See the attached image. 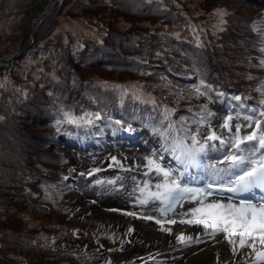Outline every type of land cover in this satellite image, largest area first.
Listing matches in <instances>:
<instances>
[{
    "label": "trees",
    "instance_id": "obj_1",
    "mask_svg": "<svg viewBox=\"0 0 264 264\" xmlns=\"http://www.w3.org/2000/svg\"><path fill=\"white\" fill-rule=\"evenodd\" d=\"M36 1L14 0L13 12L6 13L1 10L8 4L5 3V0H0V22L5 16H9L12 21L19 22L25 11ZM205 1L206 3L202 7ZM207 2H212V5ZM189 5L199 11L196 16L189 10ZM260 6L259 2L253 0H151L150 3L148 0L59 1V4L51 8L52 19L59 21L67 17L76 22L89 23L91 28L82 34L64 31L67 39L71 38L74 42V44H65L64 36L57 37L62 32H56V26L55 29L53 26L48 27L52 19L47 24L45 21L48 19V15L41 17L32 32L34 48L25 52L19 62H22L25 56L37 57L44 54L47 55L45 60L50 58L46 64L51 66V69L45 68L43 78L33 80L32 75L36 74L37 69L42 68L38 66L31 72H24L13 89L0 88V117H3L0 119V143L14 141L19 134L23 136L28 134L30 140L21 137L24 140L23 145L30 144L29 148L34 150L24 151L28 157H17L14 160L3 147L0 148V222L8 220L7 214H10L9 219H13V221L22 220L17 217V211L9 205L14 203L11 201L22 199L24 194H28L35 204L29 207L30 201L24 199L26 208L24 209L23 206L22 212L26 210L37 217L34 220H31L32 218L29 221L25 220L28 222L27 229L34 222H41V218L52 216L53 214L49 211L53 210V206L47 204L51 201L49 196L55 197V200L63 201L66 200L67 195L76 192L72 181L63 179L67 175L62 169L68 166V159L61 149L78 144L84 147L97 146L98 143L105 140L109 128L119 127L114 124L115 120H123L125 127L129 123L132 127L138 124L143 130L148 131L147 137L159 149L161 137L153 133L151 126L159 125L160 112L165 106L176 110L172 119L178 120L180 116L190 117L192 113L199 111L202 104H208L210 110L215 103L217 104L215 96L210 101L206 97H194L190 94L189 86L198 83L201 78L211 84L216 92L224 93L225 97L233 95L251 97L247 100V104L258 107V101L264 98L255 90L261 80H264V68L255 67L262 56L260 51L261 35L254 30V25L261 26V21H264V10ZM217 9H224L228 13L224 16L226 23L215 28L217 30L220 27L224 29L220 31L222 39L217 44L213 40L218 36L213 35L209 24L205 25L206 32L203 33V40L197 42L160 30V27H168L180 22H205L216 15ZM243 10L245 15L242 16L241 23H245V30L242 41L238 40L240 43L236 45L233 33L238 29L235 28L240 25L238 23L235 26L231 25L230 17L236 11ZM122 18H125L126 21ZM192 27L196 29L194 25ZM121 33L123 34V45L127 46L126 49L110 50L114 43L109 42V38L119 37ZM137 34H142L143 41L135 40ZM236 38L238 39V37ZM164 40L170 41L168 45L164 43ZM51 42H54V45ZM91 43L94 45L91 46ZM200 44L203 46L201 47ZM160 46L171 50V52L158 50L161 49ZM136 49L160 51L170 57L163 60L160 65L155 62L147 65L141 61L146 65V68H140L138 66L140 61L132 57L131 51ZM99 51L103 52L98 54ZM102 67H107L106 70H111L112 74L126 72L128 78L124 81H117L109 76L97 74L98 71L95 73L84 71L100 70L103 72ZM108 67H113V69ZM239 71L245 73L247 83L237 85L236 78ZM249 75L256 79L249 80ZM11 76L12 70L7 72L5 78ZM143 77H150V79ZM227 80H231V84ZM125 83L138 85L142 99L155 98L160 106L157 111H153L151 104H143L139 101H133L131 105L124 106L113 99L111 100L110 96L118 95V92L121 91L115 86H122ZM92 88H96L98 91L90 93ZM181 89L183 92L180 91ZM102 94L107 97L105 100H102ZM129 95L131 97V94ZM61 105L66 109H72L77 115L84 111L99 112L104 119L98 121L90 129L76 128L74 125L66 124L58 133L54 121L56 110ZM224 105L228 106L227 100ZM236 110L241 111V109L235 108L234 113L237 112ZM149 115L156 119L149 120ZM108 117H111V121ZM21 127L28 131H19L18 129ZM33 128L43 131L35 136L29 131ZM115 133L124 136L130 135V132L126 131ZM39 150H42V154L38 156L40 158L36 160L35 164L30 165L31 158ZM168 158L170 159V157ZM6 161L10 162V165H5ZM20 167L26 170L21 176L30 181L27 184L21 177L15 175ZM6 194H9L6 196L7 198L14 199L10 201L1 196ZM68 201L65 206L68 207L66 212L69 213H66V216L61 215L63 217L61 221L41 222L43 230L45 229V233L42 231V234L49 235L51 232L47 233V230L53 223L65 225V227L72 225L71 220L75 213H72L70 201ZM9 230L10 227L0 229V242H5L7 238L11 237V234L17 237L18 242L21 243L25 239H37L41 236L36 232H30L27 236L25 234L28 231L11 233ZM69 232L71 235L78 234L79 230L77 226H72L69 228ZM50 240L57 241L55 235H52ZM166 242L169 241L166 240ZM19 247L17 246V248ZM57 251L68 257V263L71 264H75L73 260H79L80 256H84L75 250L70 251V256L63 250ZM0 252L4 253L1 247ZM101 257L102 254L98 259L101 260ZM160 263L166 262H158V264ZM111 264L114 262L111 261Z\"/></svg>",
    "mask_w": 264,
    "mask_h": 264
},
{
    "label": "rangeland",
    "instance_id": "obj_2",
    "mask_svg": "<svg viewBox=\"0 0 264 264\" xmlns=\"http://www.w3.org/2000/svg\"><path fill=\"white\" fill-rule=\"evenodd\" d=\"M5 1L8 6L3 8L1 11L6 13L10 11L13 12V8L15 6V4H13L14 0ZM40 1L37 0L35 3L37 4V2L39 3ZM59 1L62 0L53 1L51 3V8L56 4H59ZM253 1L259 2L261 5L260 7L264 10V0ZM35 3H32L31 7L25 11V14L22 15V19L19 22L15 20L12 21L9 16L3 17L0 22V85H2L0 88L9 87L13 89L16 83H18L20 77L24 75V72H31L34 69H37L38 66H41L42 68L37 69L36 74L32 75L33 80L39 79L40 77L43 78L45 68L51 69V66L46 64L47 60L50 58L45 60L47 55L44 54H40L37 57L25 56L23 61L19 62L21 59L20 57L25 54V52L31 51L34 48L33 42H31L32 32L29 35L31 43H28V47H26L25 52L11 63L13 57L17 56L22 47V20L26 14L28 15L27 12L36 5ZM205 3L206 1L203 3L202 7H204ZM208 3L209 2H207V4ZM209 5H212V2L209 3ZM51 8L48 9L49 11L47 10L48 13L47 11L45 12V14L47 13L46 15H43H48V19L45 21L47 24L53 16V14H50ZM188 8L195 16L199 13V11H196L192 5H189ZM243 15H245L244 10L240 12L236 11L230 17L231 25L235 26L237 23L240 25L235 28L238 29L234 30L233 33L234 43L236 45H239V41H242L243 32L245 30V23H241ZM43 16L37 15L29 29L33 30L37 20L39 22ZM218 19L219 17L215 15L213 18H209L205 22H180L172 26L160 27V30L177 34L193 42H197L203 40V33L206 32L205 25L209 24V27L213 31V35L218 36L214 37L213 40L215 44H217V42L222 39L221 32L215 29L220 26ZM122 20L126 21L125 18H122ZM192 25H194L196 29H194ZM52 26L54 29L55 26L57 27V29H55L56 32H62L61 34L59 33L57 37L61 38L64 36L65 44H74V42L71 38L67 39V35L64 31H73L77 34H82V32L84 33L85 30L91 28L89 23L76 22L68 19L67 17L62 18L59 21H56L53 18L48 27ZM141 36L142 34L135 35V40L138 42L143 41ZM68 37L70 36L68 35ZM236 37H238V39ZM109 42L114 43L113 48H110V50L115 48L124 50L127 47L123 45L122 33L119 37H110ZM169 42V40H164L166 45H168ZM51 44L54 45V42H51ZM93 45L94 44L91 43V46ZM160 47L161 49L158 50L168 51L167 53L171 52V50H168L167 48H163L162 46ZM102 52L103 51H99L97 53L99 54ZM131 52L133 53L132 57H135L140 61V64L138 63L140 68H146V65L143 63L149 65L151 62H155L160 65L163 60H167L170 57V55H165L164 52L162 53L160 51L152 52L136 49ZM98 59L100 60L99 57ZM108 68L113 69V67ZM106 69L107 67L101 68L104 73L100 70L84 71H87V73H95L98 71L96 72L97 74L109 76L117 81H124L128 78L126 72L112 74L111 70ZM10 70H12V76L10 78H5L7 72ZM244 74L245 73L243 71L238 72V77L236 78L237 85L247 83ZM143 78L150 79V77ZM227 81L231 84V80ZM122 88L126 89L129 94L132 92H139L141 95L139 86L136 84L125 83L122 85ZM97 91L98 90L96 88H92L90 93H96ZM101 98L102 100H105L107 97H104L102 94ZM110 99L120 103L121 91L118 92V95L110 96ZM132 103L133 100L130 95L124 98V106L131 105ZM227 107L228 106L217 102V104L215 103V105L211 108V111L217 113L218 117H223L228 115L229 109ZM234 110L235 109L232 111L234 112ZM241 112L242 114H247L243 110H241ZM236 122L245 123L243 119ZM220 123L221 120L218 118L213 121V126L218 127ZM133 128L135 131L130 132L131 135H129L127 139L123 138V136L111 135V131H113V129L109 128L107 131V137L105 140L98 143L97 146L84 147L78 144L77 146H69L61 149L65 152L68 159V166L64 167L62 170L66 172L68 179L72 181L76 192L67 195L66 200L63 201L55 200V197H52L49 194L51 201L47 202V204L48 206H53V210L49 211V213H52L53 215L41 218V222L61 221V219H63L61 215L66 216V213H69L66 212L68 207L65 206L66 202L69 200L70 209H72V213H75L74 218L71 220V226L65 227V225L62 226L53 223L47 230V233L51 232L49 235L42 234L45 229L43 230V223L41 222H34L33 225L27 229L28 222L25 220L29 221L30 218H32L31 220L37 218L35 214L27 212L26 210L22 212L23 206L24 209L26 208V201L24 199H28L30 201L28 203L29 207H32L33 204H35L30 196L28 194H24L22 199L11 201L14 198H7L6 196H9V194L1 195L4 199L14 202L9 205V207L15 209L17 211V217L22 220L13 221V219H9L11 217L10 214H7L6 218L8 220L0 222V229L10 227L9 232L11 233L28 231V233L25 234L27 236L30 232H36L37 234H41V236L37 239H25L23 243H21L18 242L17 237L11 234V237L7 238L5 242H0V247L2 248V252H4H0V264H71L68 263L69 258L62 255V253L57 250H63L67 252L69 256L70 251L75 250L85 256H80L79 260H73L75 264H106V262L109 261L114 262V264H134L142 262L143 264L146 262V264H158L160 259L168 261L160 264H252L254 256L249 255L251 250L244 248L240 249L236 254H233L231 246L223 238L222 234L217 235L213 239L203 235L204 229L202 226L187 224L181 225L179 223L176 225H168L165 223L163 227H170L172 229L171 232H167L162 231L161 225H158L155 220L137 218L140 215H154L157 219L166 220L168 218H173L179 221L180 219H189L191 216L184 217L178 214L169 213L168 217H162L160 213L153 212L151 208L141 210L138 205H134L132 202L133 198L127 195L133 186L130 177L136 175L138 179H142V174L140 172H124L113 163L110 157L115 156L117 160H120L121 163L127 167L141 162L143 156L149 155L153 149H156L155 143L147 137V130H143L138 124ZM18 130L28 131L23 127ZM29 131L32 135L38 136L37 134L41 133L43 130L33 128ZM21 137L29 139L28 134H24V136L19 134L17 139L14 141L0 143V148L3 147L14 160L17 159V157H28L24 154V151H34L29 148L30 144H26V146L23 145L24 140ZM42 146L45 147V145ZM41 154L42 150H39L38 153L31 158L32 161L30 162V165H32V163L35 164L36 160L40 158L38 156ZM167 160L168 159L166 157V161ZM110 164L112 167H109ZM5 165H10V162L6 161ZM93 168H100L101 171L95 173L93 176L82 177L79 175L80 172L87 173ZM72 169H75V171H71ZM24 171H26L25 168L20 167L17 169V173H15V175L21 177L24 180V183L27 184L30 181L21 176V174L25 173ZM117 176H122L124 179L122 181H117L114 186H101L94 184L96 179L111 180ZM34 177H36L35 174ZM120 184L124 185L123 189L120 188ZM200 184L202 185L203 181H201ZM225 195L228 194L226 193ZM257 195L259 196V193ZM93 201H95V203H93ZM191 206L194 205L185 204L184 208L178 209L177 212H183ZM110 209H118V211H110ZM6 210L8 211V209ZM126 212H136L137 217L125 215ZM72 226H77L79 230L78 234H70L69 228ZM130 228L133 229V231L129 232ZM179 228L182 230L180 231ZM180 232H184L186 235H191L194 238L199 236L202 242L193 243L190 246L185 247L176 239V236ZM52 235H55L57 239L56 242L50 240ZM126 236L128 237L125 238ZM166 240L169 242H166ZM17 246L20 247L17 248ZM93 250H95V252H93ZM100 254H102V262L98 259ZM144 259L146 262L143 261Z\"/></svg>",
    "mask_w": 264,
    "mask_h": 264
},
{
    "label": "snow or ice",
    "instance_id": "obj_3",
    "mask_svg": "<svg viewBox=\"0 0 264 264\" xmlns=\"http://www.w3.org/2000/svg\"><path fill=\"white\" fill-rule=\"evenodd\" d=\"M216 15L219 17V24L226 23L224 16L228 13L224 9H217ZM218 30L224 29L220 27ZM254 30L261 35L262 53L255 67L264 68V21H261V26L254 25ZM248 79L256 78L249 75ZM115 87L121 89L120 104L123 105L124 98L129 93L122 86ZM189 88L194 97H206L211 101L215 96L216 102L221 104L227 100L228 115L218 117L208 104H202L199 111L192 113L190 117L180 116L178 120H173L176 110L165 106L160 112L159 125L151 126L153 133L161 137L159 149H153L149 155L142 157L141 162L127 167L115 156L110 159L124 172L142 174V179H138L136 175L130 177L133 186L127 195L133 198L134 205H138L141 210L151 208L162 217L173 213L191 218L177 221L173 218L157 219L154 215L137 217L136 212H126L125 215L155 220L161 225V230L167 232L172 229L163 227L165 223L202 226L206 237L214 239L222 234L233 254L248 248L251 250L249 255L254 256L252 264H264V98L258 101V107H253L247 104L251 97H225L224 93L216 92L203 78ZM255 90L264 97V80H261ZM180 91L183 92V89ZM131 99L151 104L154 112L160 107L155 98L144 100L139 92H132ZM235 108L249 114H242L241 111L234 113L232 110ZM218 118L221 123L214 127L213 121ZM103 119L99 112L84 111L77 115L72 109L61 105L56 110L54 125L59 133L66 124L90 129ZM108 119L111 121V117ZM148 119L154 120L156 117L149 115ZM241 119L245 123L236 122ZM124 123L123 120H115L114 124L119 127L113 128V132L135 131L130 123L127 127ZM166 155L170 157L167 161ZM71 171L74 172L75 169ZM100 171V168H93L87 173L80 172L79 175L93 176ZM63 179L67 180L68 177ZM123 179L122 176L111 180L96 179L94 184L114 186ZM120 188L123 189L124 185L120 184ZM185 204L194 206L178 213L177 210L184 208ZM131 231L133 229L130 228L129 232ZM176 239L185 247L202 242L199 236L194 238L184 232H180Z\"/></svg>",
    "mask_w": 264,
    "mask_h": 264
},
{
    "label": "bare ground",
    "instance_id": "obj_4",
    "mask_svg": "<svg viewBox=\"0 0 264 264\" xmlns=\"http://www.w3.org/2000/svg\"><path fill=\"white\" fill-rule=\"evenodd\" d=\"M40 1V0H39ZM55 0H41L39 3L37 2V4L30 9V11H28V15L24 21L23 24V37L25 39L26 42V46L27 44L30 42L29 40V35L31 34L32 30H30V25L32 24L33 20L36 18V16L39 14V12L49 3V2H53ZM31 43V42H30ZM70 182V181H69ZM73 184V183H72ZM77 187V186H76ZM70 191V190H69ZM74 197V196H73ZM69 202V201H68ZM180 231L182 230L181 228H179ZM111 254V253H110ZM111 256V255H110ZM111 258V257H109ZM105 259V258H104ZM152 259V258H151ZM150 259V260H151ZM145 261V259L143 260ZM146 262V261H145ZM147 263V262H146ZM145 263V264H146ZM143 264V262H142Z\"/></svg>",
    "mask_w": 264,
    "mask_h": 264
},
{
    "label": "water",
    "instance_id": "obj_5",
    "mask_svg": "<svg viewBox=\"0 0 264 264\" xmlns=\"http://www.w3.org/2000/svg\"><path fill=\"white\" fill-rule=\"evenodd\" d=\"M51 3H52V2H49V3H48V4L42 9V11L39 12L38 15H39V16H43V15L45 14V12H46L49 8H51V6H52ZM26 17H27V14L25 15V17H24L23 20H22V26H23V24H24V21H25ZM37 22H38V20H37ZM37 22H36V23H37ZM26 47H28V44H27V46H26V42H25V39H24V37H23V40H22V47H21L19 53L17 54V56H16V57H13V59L11 60V63L14 62L15 59H16L17 57H20V56L25 52Z\"/></svg>",
    "mask_w": 264,
    "mask_h": 264
}]
</instances>
